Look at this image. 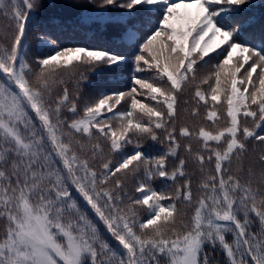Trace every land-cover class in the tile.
Segmentation results:
<instances>
[{"label":"snow or ice","instance_id":"1","mask_svg":"<svg viewBox=\"0 0 264 264\" xmlns=\"http://www.w3.org/2000/svg\"><path fill=\"white\" fill-rule=\"evenodd\" d=\"M46 7L0 0V264H264V0H76L109 43L33 52Z\"/></svg>","mask_w":264,"mask_h":264},{"label":"trees","instance_id":"2","mask_svg":"<svg viewBox=\"0 0 264 264\" xmlns=\"http://www.w3.org/2000/svg\"><path fill=\"white\" fill-rule=\"evenodd\" d=\"M76 2V0H44V3L47 5V7L43 10L39 17L38 22H34L32 25V32L29 34V43L32 45L33 52L35 51V44L36 40L34 39L37 32L44 33L48 32L51 34L54 38H59V41H61L65 46H70L73 44H86L93 47H102L105 46L107 43H109L108 40L100 36L99 34L93 35L91 32H77L75 34H72L69 31L62 30L64 26L67 25V23L71 20H73L76 15L78 14V9L70 7L71 3ZM55 21V23H53ZM0 23H4L2 19H0ZM93 80V82L98 87H103L106 89H111L113 87L112 84H110L107 81V78L104 76L98 77H92L89 76V81ZM71 88L72 86L69 85ZM119 87L123 90L128 87V81H125L123 84L119 85ZM86 92L89 95H92L93 92L90 89H86ZM187 95V94H186ZM183 99V98H182ZM192 101L190 100V103ZM186 107V105L181 104L178 108V114L180 116V123H184L185 121H193L195 118L190 116L188 113H185L183 111V108ZM123 108V105L120 106V108L117 109V111L121 110ZM203 111V110H202ZM163 145L160 144H146L145 148H147L149 151L155 153L157 149H161ZM188 171L190 173L196 171V165L193 163H189L188 165ZM198 175L193 178V190L195 191L196 185H197ZM159 185V181L157 182ZM219 259H223V254L220 253L218 256Z\"/></svg>","mask_w":264,"mask_h":264},{"label":"rangeland","instance_id":"3","mask_svg":"<svg viewBox=\"0 0 264 264\" xmlns=\"http://www.w3.org/2000/svg\"><path fill=\"white\" fill-rule=\"evenodd\" d=\"M98 78H100V76ZM90 82H93V80L91 79Z\"/></svg>","mask_w":264,"mask_h":264}]
</instances>
